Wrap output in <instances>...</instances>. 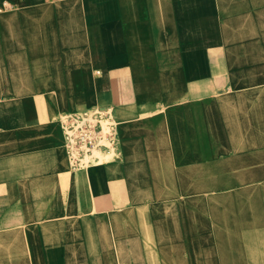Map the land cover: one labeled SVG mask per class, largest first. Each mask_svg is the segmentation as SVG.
Returning a JSON list of instances; mask_svg holds the SVG:
<instances>
[{"label":"crops","instance_id":"crops-1","mask_svg":"<svg viewBox=\"0 0 264 264\" xmlns=\"http://www.w3.org/2000/svg\"><path fill=\"white\" fill-rule=\"evenodd\" d=\"M92 108L115 144L76 167ZM263 143L264 0H0V264L168 255Z\"/></svg>","mask_w":264,"mask_h":264},{"label":"rangeland","instance_id":"rangeland-1","mask_svg":"<svg viewBox=\"0 0 264 264\" xmlns=\"http://www.w3.org/2000/svg\"><path fill=\"white\" fill-rule=\"evenodd\" d=\"M84 112L105 116L99 108ZM83 114L61 113L59 119L68 124ZM83 122L77 118L76 128ZM64 131L68 141L65 126ZM250 146L253 149L233 161L225 169L229 174L225 171L222 176V183H235L233 189L206 193V206L199 209L198 218L193 217L200 221V232L195 239L172 241L168 255L165 249H145L136 257V264H264V143ZM93 153L95 157L105 155L97 150Z\"/></svg>","mask_w":264,"mask_h":264},{"label":"built area","instance_id":"built-area-1","mask_svg":"<svg viewBox=\"0 0 264 264\" xmlns=\"http://www.w3.org/2000/svg\"><path fill=\"white\" fill-rule=\"evenodd\" d=\"M83 113L82 118L75 116L69 120L68 124L65 123L67 132H69L67 145L71 152V163L76 167L82 166L84 158L92 155L94 150L101 147L108 149L115 144V123L107 113L105 116L98 113ZM77 118L83 119L84 122L76 128L77 123L74 121ZM107 120L110 121V125Z\"/></svg>","mask_w":264,"mask_h":264}]
</instances>
